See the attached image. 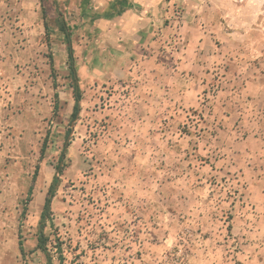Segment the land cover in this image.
Returning a JSON list of instances; mask_svg holds the SVG:
<instances>
[{"label":"rangeland","instance_id":"1","mask_svg":"<svg viewBox=\"0 0 264 264\" xmlns=\"http://www.w3.org/2000/svg\"><path fill=\"white\" fill-rule=\"evenodd\" d=\"M92 1L0 0V264H46L63 150L51 264H264V0Z\"/></svg>","mask_w":264,"mask_h":264},{"label":"crops","instance_id":"2","mask_svg":"<svg viewBox=\"0 0 264 264\" xmlns=\"http://www.w3.org/2000/svg\"><path fill=\"white\" fill-rule=\"evenodd\" d=\"M92 3L96 12L102 13L97 23L110 30V35L117 33L116 37L130 36L139 28L156 24L163 12L160 0H94Z\"/></svg>","mask_w":264,"mask_h":264},{"label":"trees","instance_id":"3","mask_svg":"<svg viewBox=\"0 0 264 264\" xmlns=\"http://www.w3.org/2000/svg\"><path fill=\"white\" fill-rule=\"evenodd\" d=\"M59 30L65 35V44H66V51H67V59H68V63H69V73L72 77V79L74 80V85L72 86L73 89V100H74V104H73V108H72V113H71V117H70V123H72L77 115L80 112V92H79V87L77 84V76H76V68H75V64H74V58H73V49H72V43L70 40V34L65 26V23L63 21L62 18H59ZM56 97V94H55ZM56 105L54 106V110L56 109ZM69 132V131H68ZM43 149H41L40 154L42 155ZM64 159V150L62 151V153L60 154L59 160L57 162V164L55 165V174L52 177V181L50 184V187L48 188V191L46 193V197L44 199V203H43V207L41 210V214H40V220H39V232H38V245L37 248L43 253L45 254L46 258H47V262L46 264H51V260L50 257L48 255V253L46 252V248H45V244H44V238H43V233H42V228H43V222L47 217V214L50 213V206H51V202H52V198L54 196L55 193V188L58 185V183L60 182L59 176L58 174H60L62 172V160ZM37 169V168H36ZM30 191V190H29ZM20 238V237H19ZM18 248L20 251H23L22 249V241L21 239L18 240Z\"/></svg>","mask_w":264,"mask_h":264}]
</instances>
